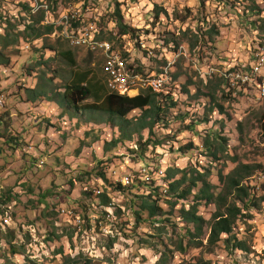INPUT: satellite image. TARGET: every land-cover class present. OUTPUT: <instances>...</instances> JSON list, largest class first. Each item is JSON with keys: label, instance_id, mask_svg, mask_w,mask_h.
<instances>
[{"label": "rangeland", "instance_id": "rangeland-1", "mask_svg": "<svg viewBox=\"0 0 264 264\" xmlns=\"http://www.w3.org/2000/svg\"><path fill=\"white\" fill-rule=\"evenodd\" d=\"M27 5L33 13L45 10L46 22L57 27L45 37L20 39L11 48V64L0 65V264H66V258L80 256L92 264H264V169L246 182L256 202L251 210L244 209L235 226L233 235L242 248L228 246L230 236L209 246L213 204L200 205L204 233L201 240H192L179 213L189 209L188 203L178 202L172 209L176 199L163 196L165 218L137 216L141 200L136 197L153 188L117 191L112 186L145 182L147 169L151 185L165 191L157 171L206 169L220 193V172L227 175L239 164L264 167V96L257 87L230 84V77L250 65L259 45L264 47V0H0L1 33L7 21L24 31L32 22ZM117 7L122 23L139 30V36L118 35ZM156 7L162 11L158 21ZM77 17L79 26L68 24ZM72 28L88 31L87 39L78 43ZM67 48L73 51L74 67L58 52ZM100 52L107 67L117 54L126 67L133 64L145 77L133 75L141 80L163 76L164 89L171 88L177 105L166 114L168 128L165 122L155 127L147 150L140 144L149 138L148 131L115 146L111 141L122 138L120 130L98 122L93 114L76 117L72 112L61 119L60 111L49 110L56 116L51 119L41 113V100L27 107L22 103L24 89L35 80L47 95L59 88L62 92L70 70L87 66L107 76L112 88L111 71L106 75ZM141 113L134 110L129 118ZM205 140L216 148L225 144L218 161L203 147ZM189 143L196 150L180 152ZM69 213L81 219L80 226L66 217ZM83 259L79 264H85Z\"/></svg>", "mask_w": 264, "mask_h": 264}, {"label": "trees", "instance_id": "trees-1", "mask_svg": "<svg viewBox=\"0 0 264 264\" xmlns=\"http://www.w3.org/2000/svg\"><path fill=\"white\" fill-rule=\"evenodd\" d=\"M25 9L32 22L25 24L24 31H18L11 21H7L5 32H0V65L9 66L11 64V48L18 46L20 39L25 40L31 37L34 40L50 35L56 30L57 26L55 23L46 22L45 10L40 9L36 13H33L34 9L28 5L25 6ZM161 12V10L155 12L156 21L159 20ZM115 16L117 17L118 35H134L135 32L139 31L122 23L118 7L115 9ZM262 21L264 22V20ZM71 23L74 27L78 25L77 22ZM214 34L219 33L215 31ZM134 36H139V34H135ZM45 47H48L52 51L56 49L55 46L47 44ZM58 52H60V55L68 65L72 67L76 66L72 50L67 48ZM127 67L132 72H141L133 64H128ZM65 81L62 92L58 90L52 92L51 90L50 95L46 94V90L41 84L34 88H25L26 101L34 102L40 99H49L71 112L79 114L88 112L93 114V118H100L98 122L103 121L113 127H118L122 138L111 141V143L114 142L115 146L121 141L132 139L134 134L139 135L142 131H148L149 138L140 144L142 150H147L148 145L152 142L151 138L154 135L155 127L165 122L164 126L168 128L169 121L165 120L166 114L177 105L171 96L156 93V91H153L152 88L149 89V87L140 89L139 94L135 96L111 92L107 87V76H98L97 72H94L89 66L83 69H71L69 78H66ZM87 99H92V101L87 102ZM216 106L223 113V107ZM136 109H140L142 112L140 117L129 118V114ZM208 120L206 119L205 122ZM192 126L189 130H191ZM8 140L10 142L13 141L12 138H8ZM222 140L226 142L225 139ZM156 143L161 144L160 141H156ZM224 145L219 143L216 148L209 141L205 140L203 147L210 152L214 161H218V152L219 150H224ZM196 148L194 147V143H189L181 147L180 152L186 154L196 150ZM263 169L262 165L239 164L236 169H233L227 175L220 172L218 175L219 182L222 184L220 193L215 192L217 187L209 180L211 173L206 169L203 171L193 169L189 175L185 170L169 168L166 171V177L164 178V175L161 178H164L163 186L165 187V191H161V187L157 185H151L153 181H151L149 174L145 182L136 181V184L129 183L128 185H122V183L118 182L112 186L117 191L138 189L140 186L153 188V191L149 195L136 197L141 200L138 208L139 211H135L137 216H140L141 213H147L151 219L157 217L165 218L167 212L160 204L163 196L176 199L175 203H171L172 209L178 202L183 201L188 203L189 209L186 210L183 207L179 213L180 218L188 225L186 236H190L192 240H201V236L204 233L206 220L199 215L200 205L203 203L213 204L216 211L210 221L209 246L215 247L222 241L223 236H230L226 240L228 246L231 247L233 245L234 248H242V243H239V240L233 235L235 226L239 218L243 216L244 209L251 210L256 202V196L246 182ZM159 171L155 173L156 177ZM101 175L105 179L104 175ZM86 194L89 195V193ZM101 198L105 206L110 207V202L106 196L102 195ZM134 204H136V201ZM198 245L204 246V241H200ZM11 253L16 254L13 246H11ZM81 258H85L83 259L85 260V264H92L93 262L87 257L80 256L73 259L66 258V264H79Z\"/></svg>", "mask_w": 264, "mask_h": 264}, {"label": "built area", "instance_id": "built-area-1", "mask_svg": "<svg viewBox=\"0 0 264 264\" xmlns=\"http://www.w3.org/2000/svg\"><path fill=\"white\" fill-rule=\"evenodd\" d=\"M65 23V18L64 21ZM49 23V22H47ZM69 25L72 23H68ZM91 31H95L93 26L91 25ZM71 35H75L77 38L87 39V33H79L77 31H73V28L71 29ZM108 51V50H106ZM108 53H116V52H110ZM264 53V52H263ZM253 54V60L250 63L248 67H243V69L240 70L239 76L230 77L232 83L231 85H239L240 87H257L258 93L260 96H264V61H262V54ZM108 71H115V84H112V88H109L111 92L120 94V95H128L130 96L131 91H124V82L120 81V66H111L106 67V73ZM160 80V78H158ZM158 88L159 92H162L164 96H171L170 89H161V87H154ZM172 97V96H171ZM4 100L3 98L0 99V107L3 106ZM147 170V169H146ZM146 176V175H145ZM69 219H73V223H75L76 226H80L81 219L75 218L69 214V216H66Z\"/></svg>", "mask_w": 264, "mask_h": 264}, {"label": "bare ground", "instance_id": "bare-ground-1", "mask_svg": "<svg viewBox=\"0 0 264 264\" xmlns=\"http://www.w3.org/2000/svg\"><path fill=\"white\" fill-rule=\"evenodd\" d=\"M44 5V4H43ZM32 8V7H31ZM36 13V12H35ZM78 18V17H77ZM71 22H77L78 23V25L77 26H79L80 25V22H79V18L77 19V20H73V21H69V23H71ZM76 26V27H77ZM90 32V31H89ZM83 33H87V34H89L88 33V31H84ZM90 36V35H89ZM87 37H88V35H87ZM97 38V37H96ZM97 39H100V38H97ZM69 40V39H68ZM76 40V39H75ZM86 39H82V38H80L79 40H78V43L79 42H82V41H85ZM103 40V39H102ZM105 40V39H104ZM106 41H108V40H106ZM109 42V41H108ZM109 43H111V42H109ZM112 44V43H111ZM109 47V46H108ZM113 47V46H112ZM263 46H261L260 45V47H259V49H260V51H261V49H264V47L262 48ZM107 48V47H106ZM89 49V48H88ZM112 49H114V48H112ZM115 50V49H114ZM89 51H91V50H89ZM259 50H258V48L256 49V51H255V53L254 54H259V52H260ZM91 52H99V51H91ZM101 53V52H100ZM102 54V53H101ZM103 55V54H102ZM105 56V55H104ZM108 57H110L111 58V55H108ZM113 57L115 58V61H114V63H113V65L112 66H120V68H121V70L122 71H120V81H122V82H124V91H133V90H139V89H142V88H148L149 87V89L150 88H152V90L153 91H156V93H160V94H162V92H159L158 91V88H154V87H161L162 86V88L161 89H164V87H163V85L165 84V79L163 78V76H155V77H149L150 79H148V80H141V78H139L138 77V75H141V76H143V77H145V75L144 74H139L138 72H140V71H137V72H132L128 67H126L125 65H124V63L121 61V59H120V57H118L117 56V54H113ZM106 58V57H105ZM125 59V58H124ZM107 60V59H106ZM105 65H106V67H107V63H106V61H105ZM128 65V64H127ZM128 68V69H127ZM240 71V70H239ZM132 72V75L133 74H138V75H133V76H131V73ZM163 71H161V73H162ZM233 72H237V71H232L231 73H233ZM158 74H160V73H158ZM162 74H164V73H162ZM109 77H110V80L109 81H111L113 84H115V71H111V73H110V75H109ZM108 78V77H107ZM158 78H160V80H158ZM169 78V77H168ZM109 79V78H108ZM107 83V82H106ZM108 86V88H111L110 87V85H109V82H108V84H107ZM169 85H170V79H169ZM141 87V88H140ZM166 89H168V87L166 88ZM144 172H145V174H144V176L146 175V179H147V177H148V174H149V170H146V169H144L143 170ZM142 175V174H141ZM165 175V176H164ZM164 176V178L166 177V172L165 173H163V171H159V173H158V178H162ZM149 179V178H148ZM70 215H72L73 213H69Z\"/></svg>", "mask_w": 264, "mask_h": 264}, {"label": "crops", "instance_id": "crops-1", "mask_svg": "<svg viewBox=\"0 0 264 264\" xmlns=\"http://www.w3.org/2000/svg\"><path fill=\"white\" fill-rule=\"evenodd\" d=\"M257 46V45H256ZM260 46V45H259ZM258 47V46H257ZM5 66V65H4ZM37 86H40V82H38L37 80H35L34 82H33V84L32 85H30V86H27L28 88H34V87H37ZM59 89H61L62 90V88H59ZM61 90H59V91H61ZM137 92H138V90H136ZM138 94H139V92H138ZM41 100V102H40V106L42 107L41 108V113L42 114H44L46 117H50L51 119H52V117L54 118V117H56V116H52L51 114H50V112H49V110H52L53 111V113L54 112H58V111H60V113H62V114H60V118L61 119H65L64 117H66V116H69L70 114H72V112L71 111H69V110H67V109H65V108H63V107H60V105H58V103H56L55 101H53V100H47V99H40ZM37 101V100H36ZM35 102V101H34ZM34 102H29V101H24V102H22L23 104H24V107H27V105L30 103L31 104V106H33L34 105ZM39 103V102H38ZM33 109H39L38 107H33ZM137 110V109H136ZM75 114H77L76 115V117L78 116V115H80V114H78V113H75ZM130 117V116H129ZM74 123H78V119L77 120H75V118H74ZM106 123V122H105ZM78 124H80V123H78ZM110 125V124H109ZM111 126V125H110ZM112 128H117L118 129V127H113V126H111ZM114 131V130H113ZM115 135V134H114ZM116 136V138H117V135H115Z\"/></svg>", "mask_w": 264, "mask_h": 264}]
</instances>
